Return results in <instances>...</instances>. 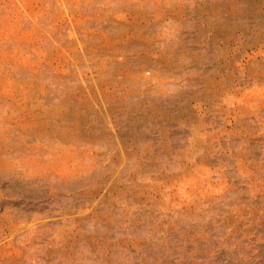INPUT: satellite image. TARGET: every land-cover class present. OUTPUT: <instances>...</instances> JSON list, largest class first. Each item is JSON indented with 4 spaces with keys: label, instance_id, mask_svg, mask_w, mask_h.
<instances>
[{
    "label": "rangeland",
    "instance_id": "obj_1",
    "mask_svg": "<svg viewBox=\"0 0 264 264\" xmlns=\"http://www.w3.org/2000/svg\"><path fill=\"white\" fill-rule=\"evenodd\" d=\"M0 264H264V0H0Z\"/></svg>",
    "mask_w": 264,
    "mask_h": 264
}]
</instances>
